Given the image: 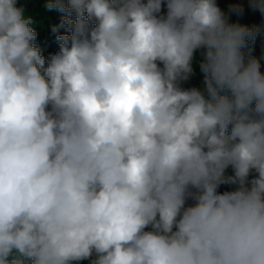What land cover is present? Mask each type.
<instances>
[{"label": "clouds", "instance_id": "9594fccd", "mask_svg": "<svg viewBox=\"0 0 264 264\" xmlns=\"http://www.w3.org/2000/svg\"><path fill=\"white\" fill-rule=\"evenodd\" d=\"M44 7L70 33L47 59L0 0V264H264V25L216 0Z\"/></svg>", "mask_w": 264, "mask_h": 264}, {"label": "trees", "instance_id": "16d2710c", "mask_svg": "<svg viewBox=\"0 0 264 264\" xmlns=\"http://www.w3.org/2000/svg\"><path fill=\"white\" fill-rule=\"evenodd\" d=\"M225 0H216L218 6L220 7V2ZM233 3H241L244 6L243 16H231V22H239L243 25H264V17H261L258 11L253 12L249 8L248 0H227ZM45 0H17V7H23L25 10V15L32 18L33 24L32 27L37 33L36 45L41 51V55L46 59L49 58L52 54H55L59 51L60 41L57 40V36L61 34H70L66 29L60 28L58 32H52V26L59 24L61 14L57 13L55 10L49 11L44 7ZM222 10V9H221ZM223 11V10H222ZM227 12V11H225ZM253 51L252 56L260 60L261 71L264 72V59L261 57L264 56V28H262L261 33L257 36L255 44L252 46ZM202 59L200 53L195 54V60L193 63V69L195 75L187 82L190 87L199 88L203 82V74L199 69V61ZM231 169H229V174ZM251 178V177H250ZM230 189L227 185H222L219 189L220 192ZM231 190V189H230ZM191 203V201H189ZM83 262L84 264H89L88 260L73 262V264H79Z\"/></svg>", "mask_w": 264, "mask_h": 264}, {"label": "rangeland", "instance_id": "374dc122", "mask_svg": "<svg viewBox=\"0 0 264 264\" xmlns=\"http://www.w3.org/2000/svg\"><path fill=\"white\" fill-rule=\"evenodd\" d=\"M233 2H231V1H227V0H225V1H221L220 2V8L223 10V11H228V5L229 4H232ZM184 87H190L187 83H185L184 84ZM198 89H201V90H203V82H202V84H201V86L198 88ZM227 190H230V189H227ZM79 264H84L83 262H80Z\"/></svg>", "mask_w": 264, "mask_h": 264}]
</instances>
